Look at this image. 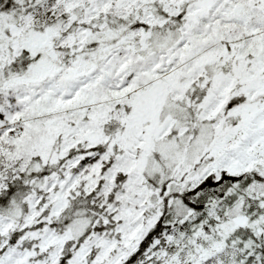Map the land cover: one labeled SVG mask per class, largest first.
Segmentation results:
<instances>
[{
    "label": "snow or ice",
    "instance_id": "snow-or-ice-1",
    "mask_svg": "<svg viewBox=\"0 0 264 264\" xmlns=\"http://www.w3.org/2000/svg\"><path fill=\"white\" fill-rule=\"evenodd\" d=\"M0 264H264V0H0Z\"/></svg>",
    "mask_w": 264,
    "mask_h": 264
}]
</instances>
